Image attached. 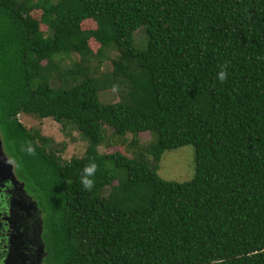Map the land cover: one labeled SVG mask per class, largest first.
<instances>
[{
	"label": "trees",
	"instance_id": "trees-1",
	"mask_svg": "<svg viewBox=\"0 0 264 264\" xmlns=\"http://www.w3.org/2000/svg\"><path fill=\"white\" fill-rule=\"evenodd\" d=\"M110 48L105 84L87 74L50 86L56 58L101 64ZM124 81L120 101L99 102L102 86ZM20 115L74 128L83 156L63 161ZM105 127L151 134L143 151L156 161L191 146L193 178L165 181L145 158L99 153ZM0 138L45 212L44 264H264V0H0Z\"/></svg>",
	"mask_w": 264,
	"mask_h": 264
},
{
	"label": "rangeland",
	"instance_id": "rangeland-1",
	"mask_svg": "<svg viewBox=\"0 0 264 264\" xmlns=\"http://www.w3.org/2000/svg\"><path fill=\"white\" fill-rule=\"evenodd\" d=\"M31 15L32 18L39 21L41 12L33 11ZM81 27L83 30L92 31L96 28V25L93 21L87 20L82 22ZM40 29L43 33L48 35L49 32L46 31V26L40 24ZM133 40L135 47L140 49L145 47L146 38L144 28H140L134 33ZM89 47L92 51L91 54L94 55L100 46L93 39H90ZM104 52L108 59L101 64L98 63L96 59H90L89 62L81 61L77 55L56 58L55 71L50 73V86L56 89L72 87L80 82L83 79V76L87 74L99 79L101 85L105 84L112 72L111 60L117 59L118 53L114 48H110L108 51ZM71 70L82 74H80L77 79H72L73 75H65L66 72ZM129 84L130 83L126 81L119 82L116 86L118 90L115 92L112 90L114 87L113 83L110 87L108 85L105 87L102 86L101 91L98 93L99 102L108 105L120 101L124 96L123 90H127ZM18 118L26 128L37 130L41 136L52 139L54 144L52 148L56 149L57 155H59L63 161H70L72 158H81L83 156L86 142L80 138V134L74 130V128L67 126L65 129H62L63 127L60 124L54 122L50 118L39 120L36 117L26 115H20ZM112 132L113 130L111 128L105 127L104 140L98 147L99 153L109 154L118 152L129 159L137 161L145 158L146 162L151 166H158L157 174L165 181L182 183L188 182L193 178L194 150L191 146L188 145L171 151H165L160 159L156 161L152 155L143 151V149H146V147H148L153 141L151 134L140 133L136 137V140H133L130 134H127L124 137H119L113 135ZM59 149H62V152H60ZM4 154L6 155V153ZM7 158L8 161L12 163V160L8 156Z\"/></svg>",
	"mask_w": 264,
	"mask_h": 264
},
{
	"label": "flooded vegetation",
	"instance_id": "flooded-vegetation-1",
	"mask_svg": "<svg viewBox=\"0 0 264 264\" xmlns=\"http://www.w3.org/2000/svg\"><path fill=\"white\" fill-rule=\"evenodd\" d=\"M6 182L0 188V264H44L45 212L24 184Z\"/></svg>",
	"mask_w": 264,
	"mask_h": 264
},
{
	"label": "clouds",
	"instance_id": "clouds-1",
	"mask_svg": "<svg viewBox=\"0 0 264 264\" xmlns=\"http://www.w3.org/2000/svg\"><path fill=\"white\" fill-rule=\"evenodd\" d=\"M227 78V73L225 71H221L218 74V79L220 81H225ZM114 92L117 91L118 89L114 86L112 89ZM26 151L29 155H35V148L32 146L31 142L28 143V146L26 148ZM97 164L92 162L88 166H86L83 169L82 177H81V184L83 185V188L86 191H91L94 187V180L91 179L90 177H93L97 171Z\"/></svg>",
	"mask_w": 264,
	"mask_h": 264
},
{
	"label": "water",
	"instance_id": "water-1",
	"mask_svg": "<svg viewBox=\"0 0 264 264\" xmlns=\"http://www.w3.org/2000/svg\"><path fill=\"white\" fill-rule=\"evenodd\" d=\"M6 182L15 184L17 180L14 177L12 165L3 152L2 142L0 138V188L3 187V184Z\"/></svg>",
	"mask_w": 264,
	"mask_h": 264
}]
</instances>
